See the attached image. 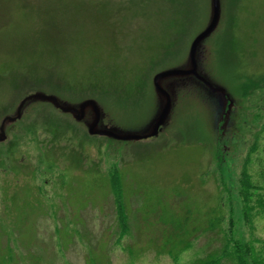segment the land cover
Here are the masks:
<instances>
[{
	"label": "rangeland",
	"instance_id": "374dc122",
	"mask_svg": "<svg viewBox=\"0 0 264 264\" xmlns=\"http://www.w3.org/2000/svg\"><path fill=\"white\" fill-rule=\"evenodd\" d=\"M209 14L210 0H0V119L42 91L94 98L104 124L141 129L156 110L154 74L186 61ZM200 52L232 99L223 127L220 104L187 76L169 122L145 140L90 135L47 102L24 108L0 143V264H234L220 256L228 238L264 264V0H220Z\"/></svg>",
	"mask_w": 264,
	"mask_h": 264
},
{
	"label": "water",
	"instance_id": "95a60500",
	"mask_svg": "<svg viewBox=\"0 0 264 264\" xmlns=\"http://www.w3.org/2000/svg\"><path fill=\"white\" fill-rule=\"evenodd\" d=\"M220 18V0H210V14L205 27L192 39L186 61L178 66L163 69L154 74L152 85L156 97V110L149 121L139 130L124 131L115 126L103 123L104 113L99 103L94 98H86L76 103H71L58 98L54 94H46L42 91H35L25 95L17 104L14 111L5 114L0 119V143L6 140L7 127L19 120L23 115L24 108L31 102H47L56 109L70 114L76 122H84L90 135L106 136L120 141H138L157 137L163 127L169 122L174 103L175 92L166 90L164 81L174 78L192 76L198 86L205 90L210 97L216 93L221 98H226L229 104L232 99L228 92L221 85L202 71L200 67L201 48L206 39L215 30Z\"/></svg>",
	"mask_w": 264,
	"mask_h": 264
},
{
	"label": "trees",
	"instance_id": "16d2710c",
	"mask_svg": "<svg viewBox=\"0 0 264 264\" xmlns=\"http://www.w3.org/2000/svg\"><path fill=\"white\" fill-rule=\"evenodd\" d=\"M113 84L112 87L114 88L112 90V94L120 93L118 92L119 90H117L118 85H113ZM53 86L55 88L52 87L51 88L55 92H57L58 90H63L64 88L63 85H53ZM128 94L129 92H126L125 94L120 93L121 96H128ZM104 95L106 94L104 93ZM59 126L60 125L57 126V124H54V128ZM110 185L114 197V204L116 208V214L118 217L120 229L122 232H125L127 230V216L122 202V186H121L119 173L117 172L112 173V175L110 176ZM254 187L255 185L252 182L250 176L248 175L246 170H243L240 178V194L244 203V217L247 223L249 224H251V211L253 209V205L251 204V199L254 192L253 191ZM256 201L260 209L264 210V194H261V196L255 200V203ZM220 256L221 258L229 257L233 259L234 264H263L262 258L254 253L253 247L250 243L248 242L240 243L230 238L227 239L224 245V249L222 250ZM219 262H220V257L216 256L214 258L202 260L198 264H219Z\"/></svg>",
	"mask_w": 264,
	"mask_h": 264
},
{
	"label": "flooded vegetation",
	"instance_id": "af4514ba",
	"mask_svg": "<svg viewBox=\"0 0 264 264\" xmlns=\"http://www.w3.org/2000/svg\"><path fill=\"white\" fill-rule=\"evenodd\" d=\"M187 77H188L187 79L189 81H196L195 78L192 77V76H187ZM184 79H185V77L181 78V79H179V78L168 79V80L164 81V83H163L164 86L163 87L166 90H171L172 92L176 93L178 91V87L180 85L185 84V80ZM213 96H214L215 102L220 104V108H221L220 112L222 111V114H223V116H222V114L220 115V118L223 119V123L221 124V126L223 127L224 124H225V120L227 119V115H228V113L231 110V107H230L231 104L226 102V98H221L220 95H218L216 93Z\"/></svg>",
	"mask_w": 264,
	"mask_h": 264
}]
</instances>
